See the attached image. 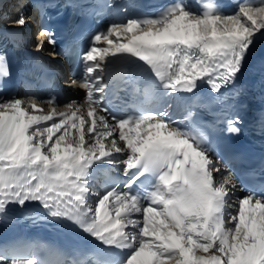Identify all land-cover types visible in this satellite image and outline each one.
<instances>
[{
    "label": "snow or ice",
    "instance_id": "obj_1",
    "mask_svg": "<svg viewBox=\"0 0 264 264\" xmlns=\"http://www.w3.org/2000/svg\"><path fill=\"white\" fill-rule=\"evenodd\" d=\"M13 2L10 23L23 29L27 0ZM122 11L80 56L83 75L69 86L84 91L82 100L0 95V222L10 206L37 203L47 218L97 242L60 264H264V176L256 182L249 173L245 184L210 155L208 135L195 124L198 105L175 120L168 103L195 101L202 84L217 96L235 84L264 36V0H237L232 12L216 0H200L196 10L169 0L151 12ZM46 45L55 48V33L41 27L35 50ZM126 63H139L153 80L133 87L143 102L118 106L109 69ZM10 77L0 52V92ZM153 90L162 103L146 107ZM240 123L229 118L226 132L239 135ZM120 168L117 182L111 172ZM0 264L47 262L23 246L0 245Z\"/></svg>",
    "mask_w": 264,
    "mask_h": 264
},
{
    "label": "bare ground",
    "instance_id": "obj_2",
    "mask_svg": "<svg viewBox=\"0 0 264 264\" xmlns=\"http://www.w3.org/2000/svg\"><path fill=\"white\" fill-rule=\"evenodd\" d=\"M195 10V9H193ZM3 17H4V21H8L10 22V19L9 18H15L16 16V12H17V5L13 2V0H5L4 4H3ZM25 11L29 14L30 13V9L27 8L25 9ZM27 35H28V39H27V44H31L32 40L34 41L35 40V34H34V29H32V26L31 25H27ZM264 36H260L258 37L257 39L259 38H263ZM84 91L83 90H80V100L83 99L84 97ZM17 96H20V97H24L22 94H18ZM79 100V101H80ZM168 103H171L172 104V108H171V114H172V118L175 119V120H181L182 119V116H183V108H184V100H180L178 98H172L171 100L168 101ZM224 164L226 167H228L229 169H231L232 167V162L231 161H224ZM116 171H122V168L120 169H116ZM236 196L239 197V196H243L241 194L240 191H237L236 192ZM235 199V197H234ZM13 228L9 227L6 225V231L7 232H10L12 233L13 232Z\"/></svg>",
    "mask_w": 264,
    "mask_h": 264
}]
</instances>
